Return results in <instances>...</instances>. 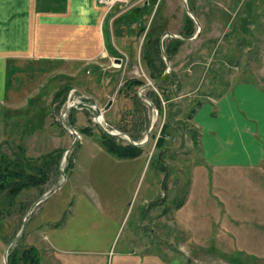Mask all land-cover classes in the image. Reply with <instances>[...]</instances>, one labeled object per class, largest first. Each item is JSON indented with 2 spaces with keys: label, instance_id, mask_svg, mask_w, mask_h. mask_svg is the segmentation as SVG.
<instances>
[{
  "label": "rangeland",
  "instance_id": "rangeland-1",
  "mask_svg": "<svg viewBox=\"0 0 264 264\" xmlns=\"http://www.w3.org/2000/svg\"><path fill=\"white\" fill-rule=\"evenodd\" d=\"M149 1L153 2L101 3L105 14L112 16V24L115 20L108 44L114 46V41L127 52L122 65L106 49L101 26L95 36L101 51L95 54L92 67L81 55L48 63L28 62L22 56L6 62L8 87L6 97L0 99V158L8 154L14 158L23 147L26 156L39 158L42 164L47 153L60 148L65 153L62 167L67 177L61 171L62 157L56 153L58 157H47L48 172L38 184L24 187L16 196L0 189V264H6L7 244L21 230L32 204L60 182V188L37 204L23 235L10 247L14 259L31 246L40 258L38 264H87L88 257L99 252H108L112 264V257L120 251L140 257L155 255L157 264H264L261 258L233 254L237 253L234 246L230 254L228 247L217 245L220 240L213 237L219 233L216 225L225 224L229 217L234 222L241 219L242 224L244 218H260L256 213L259 203L237 206L243 190L239 195L228 184L225 198L221 173L216 177L211 168L208 184L199 155L208 150L203 137L212 131L204 125L212 119L207 102L211 98L220 103L226 100L237 82L264 85V0H188L202 29L194 40L180 45L170 60L172 71L164 85L151 88L162 98V111L153 110L146 100L134 102L133 94L142 86L132 91L123 87L128 79L154 81L141 60L144 35L137 34L143 19L141 9ZM134 10L139 16H130ZM153 12L154 24L184 35V0H156ZM146 19L149 25L153 15ZM190 27L192 35L197 33L199 25L194 19ZM161 64L165 68L163 61ZM164 89L169 101L164 99ZM111 99L102 123L114 131L126 128L129 131L124 132L139 137L136 141L146 137L154 117L143 154L120 158L100 143L102 130H106L86 102L96 101L104 109ZM71 103L77 106L66 119L75 118L72 125L80 137L73 147L75 135L59 120ZM116 139L119 143L128 140L118 135ZM159 139H163L162 147L157 146ZM213 158L220 162L218 153ZM228 180L239 186V180ZM208 185L227 204L217 207L208 195ZM229 198L232 204H228ZM206 233L212 234L208 242L201 240ZM8 261L11 264L9 256Z\"/></svg>",
  "mask_w": 264,
  "mask_h": 264
},
{
  "label": "crops",
  "instance_id": "crops-1",
  "mask_svg": "<svg viewBox=\"0 0 264 264\" xmlns=\"http://www.w3.org/2000/svg\"><path fill=\"white\" fill-rule=\"evenodd\" d=\"M111 17L110 13L105 14L99 0H0V99L6 97L8 87L6 62L19 60L18 57L22 56L28 62L48 63L76 59L81 55L87 58L90 67L94 66L95 54L101 51V47L95 45L100 26L106 49L115 57L118 53L126 55L127 52L113 39L117 51L108 44L109 33L113 34ZM228 93L221 103L212 98L207 102L212 119L204 125L212 131H208L210 136L203 137V146L208 150L199 151L204 162L203 174L209 184L211 168L216 177L221 173L222 195L229 196L224 189L227 184L231 190L240 191L239 195L243 190L237 206H245L250 201L259 203L256 213L260 218H244L242 224L241 219L234 222L229 217L225 224L216 225L219 233L213 237L220 240L217 245L223 249L228 247L230 254L234 246L237 253L233 254L264 259V85L241 81L232 85ZM211 140L214 143L208 146ZM217 153L220 162L213 158ZM228 177L234 182L239 180V186L235 187L232 180L227 181ZM208 195L219 208L227 204L218 193H211L209 185ZM228 200V204H232L230 198ZM235 211L237 214L236 208ZM150 215H153L152 209ZM221 229L223 234H220ZM206 234L201 240L208 242L212 234ZM168 237L171 239L170 235ZM158 259L155 255L140 257L135 252L120 251L112 257V264H157ZM109 260L108 252H99L89 256L87 264H109Z\"/></svg>",
  "mask_w": 264,
  "mask_h": 264
},
{
  "label": "trees",
  "instance_id": "trees-1",
  "mask_svg": "<svg viewBox=\"0 0 264 264\" xmlns=\"http://www.w3.org/2000/svg\"><path fill=\"white\" fill-rule=\"evenodd\" d=\"M148 3L149 5L146 4L144 10L141 9L142 13L140 14V16H142L143 19L139 25L137 34L138 36L144 35L143 42L141 44V60L146 63L147 67L150 70V74L152 78L156 80L165 72L167 67L161 49V37L165 33L167 28L161 24L158 25L156 23L154 24L156 12H158L157 11L158 8L156 9L155 13L153 12L156 0H153V2L149 1ZM134 13L132 11L130 16L138 15L137 11L135 12V10ZM151 14L153 15V19L148 25V20L146 18H149ZM190 21L193 22V19L188 14V12H186L185 30L183 32L184 35L181 34L182 37L193 36L192 35L193 32L190 27ZM113 22L115 24V20H113ZM114 24H113V33L115 32ZM183 42L184 40L175 37H169V39L164 40L165 50L170 59H172L179 52V47ZM114 49L117 51L116 48ZM162 61H163V65L164 64L166 65L165 68L163 69L161 68ZM167 80L168 79L165 78L161 83H159L158 86L161 88L164 85V82ZM144 83L145 82L140 79H135V78L128 79L123 87L127 91H132L133 87L137 85H142ZM123 87H122V91H123ZM64 90L65 89L58 90L55 93L54 97H57L59 94L61 95ZM146 93L150 98L153 99L159 110L162 111V100H161L162 98H160V96L156 92H154L153 89H151ZM163 96L166 101L170 100V95L169 93H167L165 89L163 91ZM133 99L135 103H139L143 101L141 96L138 94V91L134 92ZM71 121L73 124L75 122V118L74 119L71 118L70 122ZM87 130L88 129H86V131ZM123 130L126 132L129 131L126 128H123ZM102 132L103 133L100 136V143L104 145L109 152L115 154L116 156L120 158H129L143 154V150H144L143 146L136 145L128 140L127 143H119V141H117L116 139L117 135L110 134L104 130H102ZM131 137L134 140L139 139L137 135L131 134ZM120 138L123 139V137ZM162 144H163V139H159V141L157 142V146L162 147ZM20 150L21 152L17 153L16 157L14 158H12L9 154L4 156L1 155L0 158V189H6V190L8 189L9 193L12 196H16L24 187L38 184L43 178L45 179L48 172L45 167L49 162L47 160V157L52 156V159L53 157H58V156L62 157L64 153V152L62 153L60 148L56 149L57 150L56 153L58 154V156L55 155L56 153H52V152H50V154L47 153L43 158V163L41 164L38 163L39 158H30L26 156L24 153L25 149L23 147H21ZM33 251H35V248L30 246L29 248L24 250L23 253L16 259H14V256L11 257L12 255L11 253L9 255L11 264H15V261H18V264L19 263L22 264L23 262H25L26 264H38L40 258L37 255V252L33 253Z\"/></svg>",
  "mask_w": 264,
  "mask_h": 264
},
{
  "label": "water",
  "instance_id": "water-1",
  "mask_svg": "<svg viewBox=\"0 0 264 264\" xmlns=\"http://www.w3.org/2000/svg\"><path fill=\"white\" fill-rule=\"evenodd\" d=\"M184 4H185V8H186V11L188 12V14L195 20L196 23H198L199 25V29L197 31V33H195L193 36L191 37H182L181 35L177 34V33H174V32H171L169 30L165 31V33L162 35L161 37V49H162V52H163V55H164V58H165V61L167 63V68L165 70V72L156 80L152 81V82H149L145 85H143L140 90H139V93L140 95L149 103V105L152 107L153 110L158 109V107L156 106L155 102L146 94L144 93V90L148 89V88H152V87H156L164 78H166L170 72L172 71V67H171V61H170V58L165 50V45H164V40L166 37H175V38H180L184 41H191V40H194L196 37L199 36L200 32H201V29H202V26H201V23H200V20L198 19V17L196 16V14L194 13V11L191 9L189 3H188V0H184ZM118 61H120L121 59L118 58L117 59ZM112 99L107 103V105L105 106L104 109H102L100 106L97 105L96 101L94 102H88V104L93 107L95 110H96V113H95V120L101 124L103 126V128L110 134H113V135H118V136H126L128 138V140L136 145H139V146H143L145 145L150 137H151V130H152V126L154 125V117L151 118V121H150V124H149V128H148V131H147V135L146 137L141 140V141H136L134 140L131 135H129L128 133L124 132V131H114V130H111L109 128H107L103 123L102 121L100 120V118H103V113H104V110H107L109 109V107L111 106L112 104ZM77 106L76 103H71V104H68L63 112L61 113V116H60V122L62 125H64L66 128H68L72 134L75 135V140L73 142V145L71 147H73L77 141L79 140V135H78V132L74 129L73 125L70 123V121H68L66 119V116L68 115V113L70 112V110ZM64 156H65V153H63L62 155V158H61V171H62V174L64 175L65 179H66V171L65 169L62 167V163H63V160H64ZM63 182H60L57 186L51 188L48 192L44 193L43 195H41L33 204L32 206L30 207V210L29 212L27 213L26 217L24 218V221H23V226L21 228V230L17 233L16 236H14L10 241L9 243L7 244V247L5 249V253H4V259H5V263L6 264H10L9 261H8V256H9V250H10V247L23 235L27 225H28V222L30 220V216L31 214L34 212V209L35 207L37 206L38 203H40L42 200H44L46 197H48L50 194H52L53 192H55L58 188H60L62 186Z\"/></svg>",
  "mask_w": 264,
  "mask_h": 264
},
{
  "label": "flooded vegetation",
  "instance_id": "flooded-vegetation-1",
  "mask_svg": "<svg viewBox=\"0 0 264 264\" xmlns=\"http://www.w3.org/2000/svg\"><path fill=\"white\" fill-rule=\"evenodd\" d=\"M118 58H120L121 60L120 61H118V62H121V65L125 62L124 61V58L122 57V56H118V57H115V60H117ZM171 60V59H170ZM127 63V62H126ZM167 68V67H166ZM148 83V82H147ZM147 83H144L143 85H145V84H147ZM143 85H140V86H143ZM141 88V87H140ZM149 89V88H148ZM151 89V88H150ZM138 94L140 95V93H139V91H138ZM147 94V93H146ZM141 96V95H140ZM141 98L143 99V100H145L142 96H141ZM152 99V98H151ZM153 100V99H152ZM90 102H94L93 100H91ZM86 104H88V102H86ZM89 105V104H88ZM90 106V105H89ZM91 107V106H90Z\"/></svg>",
  "mask_w": 264,
  "mask_h": 264
},
{
  "label": "built area",
  "instance_id": "built-area-1",
  "mask_svg": "<svg viewBox=\"0 0 264 264\" xmlns=\"http://www.w3.org/2000/svg\"><path fill=\"white\" fill-rule=\"evenodd\" d=\"M100 1V3H110V4H117V3H123L124 2V0H99ZM114 5V6H115Z\"/></svg>",
  "mask_w": 264,
  "mask_h": 264
},
{
  "label": "bare ground",
  "instance_id": "bare-ground-1",
  "mask_svg": "<svg viewBox=\"0 0 264 264\" xmlns=\"http://www.w3.org/2000/svg\"><path fill=\"white\" fill-rule=\"evenodd\" d=\"M103 118H100V120L102 121Z\"/></svg>",
  "mask_w": 264,
  "mask_h": 264
}]
</instances>
